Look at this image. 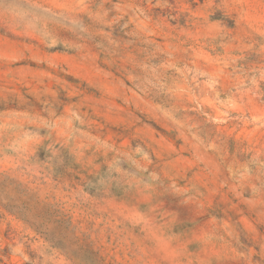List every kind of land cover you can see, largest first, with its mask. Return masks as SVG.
I'll return each mask as SVG.
<instances>
[{
    "label": "rangeland",
    "instance_id": "1",
    "mask_svg": "<svg viewBox=\"0 0 264 264\" xmlns=\"http://www.w3.org/2000/svg\"><path fill=\"white\" fill-rule=\"evenodd\" d=\"M0 264H264V0H0Z\"/></svg>",
    "mask_w": 264,
    "mask_h": 264
}]
</instances>
